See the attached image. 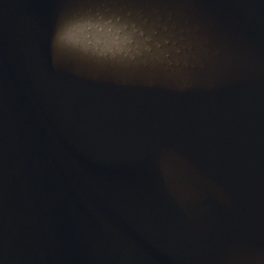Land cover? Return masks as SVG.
Returning a JSON list of instances; mask_svg holds the SVG:
<instances>
[{"label": "water", "instance_id": "obj_1", "mask_svg": "<svg viewBox=\"0 0 264 264\" xmlns=\"http://www.w3.org/2000/svg\"><path fill=\"white\" fill-rule=\"evenodd\" d=\"M69 1L0 0V264L264 255V0H177L224 51L183 88L58 66ZM164 150L195 190L183 204Z\"/></svg>", "mask_w": 264, "mask_h": 264}, {"label": "rangeland", "instance_id": "obj_2", "mask_svg": "<svg viewBox=\"0 0 264 264\" xmlns=\"http://www.w3.org/2000/svg\"><path fill=\"white\" fill-rule=\"evenodd\" d=\"M165 2L70 0L60 9L56 32L66 26L74 34L63 53L56 51L53 41L54 59L58 66L89 78L178 86L174 75L215 63L224 51L210 44L212 36L202 32L201 22L186 11V5L169 7ZM185 173L183 167L173 169L178 181L189 186Z\"/></svg>", "mask_w": 264, "mask_h": 264}, {"label": "bare ground", "instance_id": "obj_3", "mask_svg": "<svg viewBox=\"0 0 264 264\" xmlns=\"http://www.w3.org/2000/svg\"><path fill=\"white\" fill-rule=\"evenodd\" d=\"M124 3H125V0H124ZM173 3L175 4V6H178L180 4H182V6L186 5V3L184 1H180L177 3H176V1H173ZM164 5H168L170 7V2L168 4L165 2ZM171 5H172V3H171ZM164 9H162L163 12H165ZM188 9L190 10L191 8H188ZM191 10H192V13H194L192 15H194L198 18H204L203 14L198 13V12L194 11L193 9H191ZM164 15H165V13H164ZM65 27H64V40L62 42L58 40V33L56 32V34H55V37H56L54 40L55 41V48H57L56 51H58V53H59V51L62 52V50L65 49L64 45L67 43L68 38L72 37L74 34V32L72 33L71 31H69V29H68L69 27L68 28H65ZM61 28H63V27H61ZM202 28L205 30L204 27H202ZM108 41H109V39H108ZM233 56L236 57L238 60L242 59L240 54L237 52H235L233 54ZM56 62L58 63V60H56ZM176 76H177V79H176ZM173 78L176 79L175 81L179 82L178 85L181 84L180 88L192 87V86L200 85L202 82H204V80H202V82L200 84H197V82L200 81V78H202V75H200V72H193V71H191V73H185L184 75H181V76L174 75ZM162 161H163V165H164L163 168L166 169V174H167L168 178L170 177V180L172 181L173 186L175 188H177L179 191V193H177L176 198H178V200L183 204L182 200H185L184 196L195 191V190H192L190 188L189 191L187 192L184 187L188 188V185L187 184L182 185V183H180L178 181L177 176L175 174L173 175V169L178 166V163L179 164L181 163L182 159L178 155L174 154L173 152L171 153L170 150H164L163 155H162ZM188 176H189V178L195 179L194 183H196L197 181H199V183H201L200 179L198 177H196L195 173L191 172L188 174ZM202 183H203V186H204V184H206L204 179L202 180ZM209 185L212 189H215V186H214L215 184L213 182L210 181ZM240 261H242V262H240ZM234 262H237V263H234ZM248 263H250V264H264V255L256 253V254H249V255H245V256H235V257L227 258L222 262V264H248Z\"/></svg>", "mask_w": 264, "mask_h": 264}, {"label": "clouds", "instance_id": "obj_4", "mask_svg": "<svg viewBox=\"0 0 264 264\" xmlns=\"http://www.w3.org/2000/svg\"><path fill=\"white\" fill-rule=\"evenodd\" d=\"M63 33H64V27L61 28V30L58 32V40L61 41V38L63 36Z\"/></svg>", "mask_w": 264, "mask_h": 264}, {"label": "snow or ice", "instance_id": "obj_5", "mask_svg": "<svg viewBox=\"0 0 264 264\" xmlns=\"http://www.w3.org/2000/svg\"><path fill=\"white\" fill-rule=\"evenodd\" d=\"M75 18H76V17H75ZM75 18L69 20L66 24H70V23H72V21H73ZM64 27H65V26H64ZM63 40H64V33H63V36H62V38H61V42H62Z\"/></svg>", "mask_w": 264, "mask_h": 264}]
</instances>
